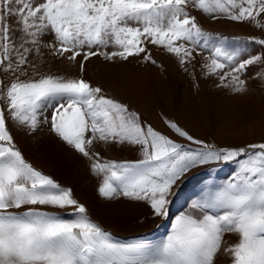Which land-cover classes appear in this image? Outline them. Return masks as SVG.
I'll return each instance as SVG.
<instances>
[{"label": "snow or ice", "instance_id": "obj_1", "mask_svg": "<svg viewBox=\"0 0 264 264\" xmlns=\"http://www.w3.org/2000/svg\"><path fill=\"white\" fill-rule=\"evenodd\" d=\"M191 9L247 23L260 35L232 49L228 38L206 32ZM151 46L174 56L185 72L195 68L198 48L210 51L202 75L242 94L248 79L264 83V0H0V264H217L220 256L264 264V142L217 147L165 118L195 146L186 147L82 75L41 74L34 62L47 49L67 63L80 58L81 73L95 57L156 65ZM10 122L28 133L49 125L93 175L103 176L100 197L143 202L163 220L194 169L232 164L235 170L179 211L161 241H125L91 219L71 188L25 159ZM113 144L135 148L141 158L103 161L98 147ZM232 234L239 239L229 245Z\"/></svg>", "mask_w": 264, "mask_h": 264}, {"label": "rangeland", "instance_id": "obj_2", "mask_svg": "<svg viewBox=\"0 0 264 264\" xmlns=\"http://www.w3.org/2000/svg\"><path fill=\"white\" fill-rule=\"evenodd\" d=\"M201 25L214 37H226V46L235 49L250 36H259L258 30L247 23L230 22L226 19L212 20L196 9H191ZM51 42V36H45ZM111 50V49H109ZM249 52L259 49L248 45ZM34 62L41 74H55L66 78L79 77L99 86L109 98H115L138 111L142 121L169 136L170 139L195 147L178 137L165 123V118L176 122L190 135L217 147L245 146L264 142V83L248 79L247 91L233 94L227 88L218 87V77H205L202 73L204 58L211 52L197 49L195 68L189 65L185 72L177 59L161 48L151 46L157 64H146L136 58L128 61H105L102 57L92 58L86 63L83 73L76 64L53 57L47 49ZM162 65V67H160ZM29 70V75H33ZM253 70H249V76ZM195 77V78H194ZM0 79H4L0 74ZM24 79V77H21ZM198 85V87H197ZM50 117L51 112H48ZM9 129L16 146L25 159L45 174L52 176L64 187L73 190L74 197L88 208L94 221L99 222L114 236L130 241L146 237L159 242L167 236L171 221L179 211L187 208L202 190L211 183L229 178L235 170L232 164L219 166L216 172L207 167L194 169L187 174L170 205L169 219L151 216V209L143 202L118 199L108 201L98 194L103 176L90 172L89 162L69 148L54 133L49 125H43L35 133H28L12 122ZM103 161H135L140 159L135 148L113 144L97 149ZM69 212L71 210H68ZM229 245L238 241L236 234L227 236ZM217 264H232L227 256L218 257Z\"/></svg>", "mask_w": 264, "mask_h": 264}]
</instances>
